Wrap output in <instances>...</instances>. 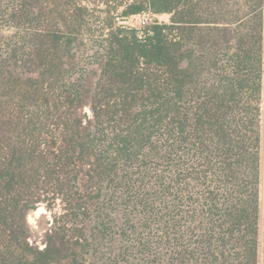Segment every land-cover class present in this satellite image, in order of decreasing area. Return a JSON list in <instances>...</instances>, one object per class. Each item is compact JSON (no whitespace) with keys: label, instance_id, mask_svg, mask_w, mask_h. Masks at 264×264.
I'll list each match as a JSON object with an SVG mask.
<instances>
[{"label":"trees","instance_id":"16d2710c","mask_svg":"<svg viewBox=\"0 0 264 264\" xmlns=\"http://www.w3.org/2000/svg\"><path fill=\"white\" fill-rule=\"evenodd\" d=\"M0 28V264H264V0H0Z\"/></svg>","mask_w":264,"mask_h":264},{"label":"rangeland","instance_id":"374dc122","mask_svg":"<svg viewBox=\"0 0 264 264\" xmlns=\"http://www.w3.org/2000/svg\"><path fill=\"white\" fill-rule=\"evenodd\" d=\"M103 8L104 6H100ZM122 5H117L115 10L116 14H119V12L122 10ZM96 14L103 15L104 13H100L96 11ZM154 20H158L160 22H167L169 19V14L167 13H161V14H155L153 17H151L148 13H142L139 15L131 16L127 19H120L119 17H116V21L118 24H127L132 27L139 28V24L143 22H149L151 23ZM139 32L141 30L139 29ZM11 33L10 29L6 28H0V34L8 35ZM85 41V40H84ZM88 43V41H87ZM81 60L83 63L90 61V55H91V49L87 48L82 51ZM263 99H264V90H263ZM262 107L264 108V100ZM84 112L86 114H90V110L88 108H85ZM166 165L163 166L165 168ZM161 165H155L154 163L149 164V167L147 171L150 173L146 179L145 182L142 183V185L138 186L136 189V192L138 193V196L141 198V202L144 203L146 206H148L150 209L146 214L144 215L143 225L139 227V231L142 232V235L146 237L150 242H153L155 244L156 241H159V238L161 237V225L159 222V214H160V180L159 177L162 176L163 168H161ZM170 196L168 198V203H170L171 197L175 194V189L172 187L170 188ZM261 198L264 200V180L261 183ZM169 205V204H168ZM42 207L43 211L39 213L38 215H34V211ZM61 210V203L59 200L56 201L54 208L52 211L47 210L45 207V204L39 203L35 209L29 210L26 215L27 223L30 226L31 230V239L35 241V243L39 247L44 246V240L46 239L45 234L48 233L51 228L52 224V214L55 212H59ZM128 230H130L128 228ZM164 232V231H163Z\"/></svg>","mask_w":264,"mask_h":264},{"label":"bare ground","instance_id":"6f19581e","mask_svg":"<svg viewBox=\"0 0 264 264\" xmlns=\"http://www.w3.org/2000/svg\"><path fill=\"white\" fill-rule=\"evenodd\" d=\"M43 211V208L42 207H39L37 208L35 211H34V215H38L39 213H41Z\"/></svg>","mask_w":264,"mask_h":264}]
</instances>
